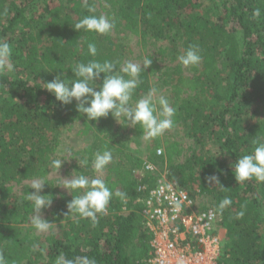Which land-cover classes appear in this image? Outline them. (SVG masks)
<instances>
[{
    "label": "trees",
    "instance_id": "1",
    "mask_svg": "<svg viewBox=\"0 0 264 264\" xmlns=\"http://www.w3.org/2000/svg\"><path fill=\"white\" fill-rule=\"evenodd\" d=\"M95 2L103 3L117 26L142 43L149 37L169 40L176 56L192 46L198 49L201 59L190 65L191 74H184L179 64L161 73L175 109L171 128L184 126L197 146L184 161L175 162L183 152L181 144L162 142L166 177L195 201L200 194L214 199L225 230L218 264H264V182L253 178L237 183L231 168L251 152L254 137L264 138V118H256L264 105V0H0V42L10 45L7 62L12 65L11 70L0 71V253L6 264H55L61 254L67 259L87 256L96 264H149L150 233L140 213L143 194L137 190L139 178L133 170L141 169L145 161L156 164L160 140L154 139V148L148 151L129 149L121 137L130 127L132 136L142 138L139 126L116 123L111 115L86 121L75 101L62 105L43 88L61 71L72 77L68 68L77 62L118 61L117 67L126 62L128 49L120 37L73 28L85 16L101 15L94 11ZM89 43L97 47L95 57L88 54ZM148 58L152 63L140 72L133 101L148 93L149 78L159 70ZM253 104L257 107L247 120ZM76 122L81 125L78 135L94 137L84 149L89 163L79 168L88 171L98 151L119 153L102 179L113 192L125 195H113L95 225L89 219L77 222L75 216H65L72 194L62 198L52 220L65 219V228L60 237L45 238V255L39 236L27 225L32 214L28 194L15 195L11 183L43 179L42 195L51 199L56 187L47 178L54 169L49 161L55 159L61 131ZM207 142L217 144L225 158H215ZM212 174L220 182L209 183ZM142 181L149 187L154 184L149 173ZM225 197L231 204L221 210ZM206 208L210 207L198 210Z\"/></svg>",
    "mask_w": 264,
    "mask_h": 264
},
{
    "label": "clouds",
    "instance_id": "2",
    "mask_svg": "<svg viewBox=\"0 0 264 264\" xmlns=\"http://www.w3.org/2000/svg\"><path fill=\"white\" fill-rule=\"evenodd\" d=\"M254 14L258 15V10ZM73 28L77 31L84 30L106 35L114 28V21L104 15L85 16L75 23ZM87 48L89 55L93 57L97 55V47L94 43H89ZM10 56V45L0 42V71L11 70L12 65L7 62ZM200 59L201 56L195 46L189 47L179 56L180 63L185 67L198 64ZM118 63L110 60L77 62L68 68L73 73L72 77L66 76L65 71H61L51 81L46 82V87L43 88L62 105H69L75 101L76 111L86 117V121H98L111 115L120 124L123 121V124L131 127L139 126L146 141L161 136L173 126L175 114V109L169 105L167 98L164 96L155 98L157 90L152 88L134 104L131 103L134 91L140 83L139 74L142 70L145 71L152 61L145 57L143 64L127 61L117 67ZM251 143L253 145L251 152L239 157L231 165L237 183L253 178L264 182V138L254 137ZM157 152L159 154L160 150ZM61 158L51 159L49 167L59 170L66 160ZM112 159L110 150L98 151L94 154L91 167L95 172L100 173L112 162ZM86 164L85 160L80 162L79 166ZM207 180L209 183L220 182L215 174L208 176ZM45 183L43 179L34 180L29 188L35 191L28 192L27 195V199L32 204L31 224L41 233L47 232L51 224L43 217V210L52 204V199L40 194ZM60 186L72 194V199L66 204L67 212L64 215L75 216L77 222L80 219H89L93 225L97 222V214L105 211L113 195L121 198L125 195L119 190L113 192L103 179H90L83 174L65 179ZM73 193L77 194L73 195ZM230 204V198L225 197L220 202L219 208L223 210ZM180 207V202H175V208L179 210ZM239 215L242 216L243 212ZM0 264H6L2 253H0ZM55 264H96V261L87 256L67 259L61 254Z\"/></svg>",
    "mask_w": 264,
    "mask_h": 264
},
{
    "label": "rangeland",
    "instance_id": "3",
    "mask_svg": "<svg viewBox=\"0 0 264 264\" xmlns=\"http://www.w3.org/2000/svg\"><path fill=\"white\" fill-rule=\"evenodd\" d=\"M103 3L95 2L94 6V11L99 12V14L104 15L108 17L110 20H113V17L108 16V12L106 9L102 7ZM220 21L221 16L219 17ZM110 34L113 36L120 37L121 39L124 40L125 45L127 47V53H126V62L131 61L133 63L137 64H143L145 57H148L150 55L152 59H154V62L156 65H158L159 70L156 71L154 74H152L149 78V84L150 88H155L157 90L156 92V97L158 99L159 96H164L167 98L169 105L171 103V93L169 90L168 86L163 85V78L161 76V73L167 70H170V68H173L177 64L181 65V67L184 70V74H191L190 72V66H183L180 61H179V54L176 56L175 54L171 53L170 50V41L169 40H161V39H155L152 37H149L144 43L141 42L139 37L130 34L127 31H124L122 28L117 26V24L114 21V28L110 31ZM165 54L162 56H159L160 50L165 49ZM180 49V47H179ZM157 58V59H156ZM8 71V70H7ZM147 93H144L146 95ZM142 96V97H143ZM132 104L135 103V101H131ZM159 108V105H157ZM250 112L245 115V119L250 120L249 117H251V112L254 108H256V104H253L250 106ZM256 118L261 119L264 118V105L260 106L258 112L256 113ZM118 123V122H116ZM81 127L79 122H76L71 126L69 129H63L60 133V144L57 148V151L55 152L54 156L55 159L61 158L64 160L62 163L61 167L59 170L57 169H52L50 170L48 174V180H51V182L55 185L56 191L54 195L52 196V204L49 208H46L43 210V217L47 219L50 224V228L47 232H37L34 227H33V234L38 235L40 238V242L42 243V251H44V254L46 255V242L45 238L48 236H55V237H60L62 234L64 228H65V219L61 218L60 221L54 222L52 220L53 217V212L56 209V205L59 204V201L62 198H67L70 197V193L65 189L64 187L60 186L65 179H70L73 176L76 175H86L90 179L91 178H103L107 170L110 166L115 164L117 160L120 158L119 153L112 154L113 159L112 162L107 165V167L100 173L95 172L92 167L88 169V171L84 172L83 166L79 168V164L82 161H87L89 163V160L87 159V156L84 154V149L94 141L93 134L89 133L88 135L85 136H80L77 134L79 128ZM159 139L161 142V145L156 148L161 149V157L156 156V166L159 168L160 171H165L166 169V164L164 161V158H162V155L164 154V146L162 142L164 143L165 141H172L176 140L181 144V147L183 149V152L180 156L174 158L175 162H182L186 157H189L191 153L196 150L197 146L195 141L186 135V130L185 127L182 126L181 124L170 128L166 130L161 136L155 138ZM121 142L125 144V146L129 149H135V148H141L145 151H148L152 148H154V139L151 140H144L142 138H135L132 136V131L130 127L124 132L123 136L121 137ZM207 146L209 148L210 153L218 159H224L225 154L223 150H221L217 144H214L212 142H207ZM79 152V153H77ZM150 158V157H149ZM94 159H92L93 161ZM91 161V163H92ZM151 162V161H150ZM153 163V162H152ZM227 164H230V161L227 160ZM34 180H39L38 178H33V179H28L24 180L19 184L11 183L13 193L17 196L23 194L24 192H34V189L29 188V185L34 181ZM40 194H43V189ZM196 202H197V208H202V207H212L215 208L214 206V199L211 196L208 195H196ZM264 198V197H263ZM31 216H29V223L27 225H32L31 224ZM43 262V261H42Z\"/></svg>",
    "mask_w": 264,
    "mask_h": 264
},
{
    "label": "built area",
    "instance_id": "4",
    "mask_svg": "<svg viewBox=\"0 0 264 264\" xmlns=\"http://www.w3.org/2000/svg\"><path fill=\"white\" fill-rule=\"evenodd\" d=\"M157 150L161 155L162 150ZM133 173L139 178L137 190L143 194L140 213L150 233L148 263L218 264L225 232L216 209L198 210L190 193L152 162L145 161ZM146 173L154 179L150 187L142 181ZM177 201L179 210L175 208Z\"/></svg>",
    "mask_w": 264,
    "mask_h": 264
},
{
    "label": "crops",
    "instance_id": "5",
    "mask_svg": "<svg viewBox=\"0 0 264 264\" xmlns=\"http://www.w3.org/2000/svg\"><path fill=\"white\" fill-rule=\"evenodd\" d=\"M224 232H225V230H224Z\"/></svg>",
    "mask_w": 264,
    "mask_h": 264
}]
</instances>
